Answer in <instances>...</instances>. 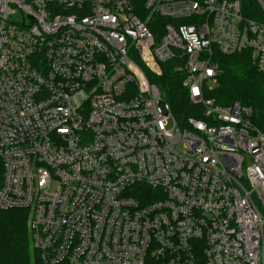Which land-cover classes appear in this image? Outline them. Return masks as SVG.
Masks as SVG:
<instances>
[{"label": "built area", "instance_id": "1", "mask_svg": "<svg viewBox=\"0 0 264 264\" xmlns=\"http://www.w3.org/2000/svg\"><path fill=\"white\" fill-rule=\"evenodd\" d=\"M242 52L264 74L236 0H0V211L38 264H264V129L207 97ZM169 63L201 118L171 114Z\"/></svg>", "mask_w": 264, "mask_h": 264}, {"label": "trees", "instance_id": "2", "mask_svg": "<svg viewBox=\"0 0 264 264\" xmlns=\"http://www.w3.org/2000/svg\"><path fill=\"white\" fill-rule=\"evenodd\" d=\"M235 1V0H234ZM247 20H263V12L256 0H236ZM219 75L216 87L207 94L221 106L235 103L251 109V123L264 129V74L259 73L247 52L231 56H217ZM169 63L155 80L169 103L171 114L178 124L194 116L187 92L181 87L183 73ZM195 117L196 116L195 114ZM26 214L19 210L0 211V264H38L37 254L30 244L25 228ZM144 264H163L147 257Z\"/></svg>", "mask_w": 264, "mask_h": 264}, {"label": "rangeland", "instance_id": "3", "mask_svg": "<svg viewBox=\"0 0 264 264\" xmlns=\"http://www.w3.org/2000/svg\"><path fill=\"white\" fill-rule=\"evenodd\" d=\"M263 19H264V16H263ZM191 107L194 109V116H192V117H195V114H196V116H199V118H201V109L199 107H195L193 105H191ZM195 118H198V117H195ZM166 125H167V129L171 130L173 128L174 122L172 120H169ZM0 179H1V176H0ZM25 228H26V231L28 233L27 218H26V222H25Z\"/></svg>", "mask_w": 264, "mask_h": 264}]
</instances>
